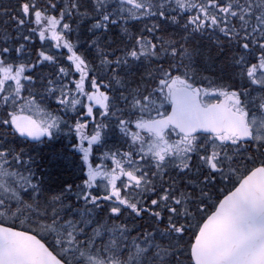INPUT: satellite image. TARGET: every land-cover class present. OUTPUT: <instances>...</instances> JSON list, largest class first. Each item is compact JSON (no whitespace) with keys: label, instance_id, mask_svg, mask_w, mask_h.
Instances as JSON below:
<instances>
[{"label":"snow or ice","instance_id":"1","mask_svg":"<svg viewBox=\"0 0 264 264\" xmlns=\"http://www.w3.org/2000/svg\"><path fill=\"white\" fill-rule=\"evenodd\" d=\"M0 264H264V0H0Z\"/></svg>","mask_w":264,"mask_h":264}]
</instances>
